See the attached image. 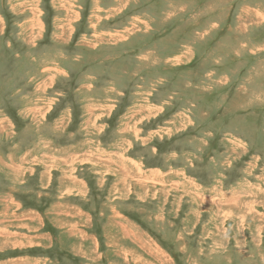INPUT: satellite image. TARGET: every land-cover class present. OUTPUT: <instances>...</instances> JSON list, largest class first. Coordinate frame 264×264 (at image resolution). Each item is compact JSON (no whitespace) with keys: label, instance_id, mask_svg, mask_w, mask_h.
<instances>
[{"label":"rangeland","instance_id":"374dc122","mask_svg":"<svg viewBox=\"0 0 264 264\" xmlns=\"http://www.w3.org/2000/svg\"><path fill=\"white\" fill-rule=\"evenodd\" d=\"M0 264H264V0H0Z\"/></svg>","mask_w":264,"mask_h":264}]
</instances>
